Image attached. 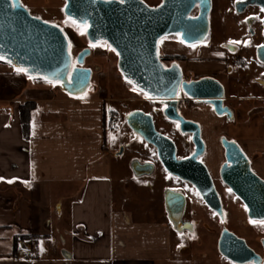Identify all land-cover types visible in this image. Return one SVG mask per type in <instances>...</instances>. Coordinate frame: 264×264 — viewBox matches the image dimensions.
Listing matches in <instances>:
<instances>
[{
    "label": "crops",
    "instance_id": "obj_1",
    "mask_svg": "<svg viewBox=\"0 0 264 264\" xmlns=\"http://www.w3.org/2000/svg\"><path fill=\"white\" fill-rule=\"evenodd\" d=\"M172 37L159 41V53L207 54L205 46L185 45ZM108 60L111 56H100L97 64L106 70ZM0 76V264H170V224L163 217L135 219L118 207L126 199L121 189L115 194L113 185L104 125L110 99L68 96L46 82L29 84L16 70H0ZM25 102L35 105L26 138L19 116V105ZM164 188L159 185L153 194L160 197L161 209ZM64 216L68 232L59 234L60 244L40 246L42 254L29 249L37 239L19 237H47L52 221Z\"/></svg>",
    "mask_w": 264,
    "mask_h": 264
},
{
    "label": "flooded vegetation",
    "instance_id": "obj_2",
    "mask_svg": "<svg viewBox=\"0 0 264 264\" xmlns=\"http://www.w3.org/2000/svg\"><path fill=\"white\" fill-rule=\"evenodd\" d=\"M209 1L208 33L204 41L198 43L205 46L207 54L197 52L192 57L175 55L177 60L173 62L180 66L184 82L213 78L221 84V115L214 112L213 105L207 100L192 99L180 90L176 97L177 112L184 120L190 122L188 128L191 130L190 133H181L178 122L164 117L165 105L156 101L161 106L163 117L176 125L180 137L179 143L172 141L176 150L175 165L177 169L187 172L195 183L168 174L161 165L156 150L146 142L153 153L149 154L148 159L142 164H152L153 173L157 170L159 179L166 180L167 176L171 177L170 183L162 193L160 214L169 223L164 193L170 190L173 194L167 196V202L171 216L174 219L180 217L183 229L177 232L173 225L169 224L177 236L187 234L184 241L178 243L176 247L173 264H263L264 219H253L249 216L243 198L233 191L230 184L239 189L242 196H252V192L249 191L251 186L243 182L244 168L264 182V134L256 133L260 127L264 131V63L256 56L257 48L264 46V0ZM161 2L162 0H159L155 6ZM44 4L48 5L49 0H44ZM215 5L218 6L216 8L219 21L216 28L219 43L212 46V43H207V39L212 28L210 15L213 14ZM64 7L65 1L60 7L62 13ZM46 8L42 6L38 12H48ZM198 14L199 7L195 5L190 16L196 18ZM226 30L229 31L228 34L223 33ZM175 36L181 41L179 35ZM229 41L236 43L230 44ZM213 42H216V39ZM251 53L253 55H250ZM163 63L168 66L171 62ZM211 63H217L218 70L210 71L208 65ZM218 78H223L224 83ZM232 84L235 87H232ZM258 92L263 95L260 96ZM151 116L154 123V116ZM259 121L262 122L261 125L258 124ZM243 127L250 134L243 135ZM131 133L137 136L132 131ZM120 150L123 152L124 145H119ZM117 153L113 152L112 156L117 157L115 156ZM182 160H187V163H181ZM225 180H229L230 183ZM199 188L207 191L212 188L213 193L208 192V199L204 200ZM210 204L217 205L218 209H213ZM231 216L236 218L235 223L245 229L250 238L236 233L231 228ZM213 223L216 228H213ZM200 227L206 237L217 233L213 253L208 247H204L199 234ZM224 232L234 236L235 240H241L248 252L239 248L233 238L227 236L222 238ZM221 239L228 256L234 260H243L242 262H236L220 252L218 245ZM209 243L211 244V241L206 245ZM200 248L206 250L197 253L196 249ZM190 254L192 256L189 257ZM183 255L187 258H183ZM213 255L217 263L213 262Z\"/></svg>",
    "mask_w": 264,
    "mask_h": 264
},
{
    "label": "water",
    "instance_id": "obj_3",
    "mask_svg": "<svg viewBox=\"0 0 264 264\" xmlns=\"http://www.w3.org/2000/svg\"><path fill=\"white\" fill-rule=\"evenodd\" d=\"M64 1V16L77 26L85 27V36L90 44H106L114 49L117 70L123 80L150 100L162 102L165 105L164 117L178 122L181 133H190L191 130L188 128L190 122L177 112L176 97L180 90L192 99L207 100L213 105L214 112L221 115V84L213 78L189 83L182 81L178 63L164 65L158 50L161 39L175 35H179L186 45L202 43L208 33L209 0H162L155 7L143 0ZM195 5L199 7V14L192 18L190 13ZM90 54V49L85 48L73 57L69 41L58 25L33 17L20 0H0V64L15 70L24 69L26 71L22 72L31 80L57 83L61 92L78 97L90 86L92 70L83 67ZM256 56L264 63V46L257 48ZM125 123L134 134L156 150L168 174L195 183L187 172L177 169L175 145L156 131L151 115L134 110L126 115ZM121 154L122 150L115 156ZM184 162L187 163V160L181 161ZM130 168L138 177L151 175L154 169L152 164L138 161L131 162ZM242 176L243 182L251 186L249 191L252 196H242L241 191L230 184L233 191L243 198L251 218L264 219V182L246 168ZM225 181L230 183L229 180ZM199 191L204 200L208 199V192L213 193L212 188L209 191L199 188ZM171 194L170 190L164 193L165 209L169 223L175 231L180 232L183 229L180 217L174 219L171 216L167 202V196ZM210 206L218 209L217 205ZM226 236L233 238L239 248L248 252L241 240H235L234 236L224 232L222 238ZM218 247L222 254L228 256L222 239Z\"/></svg>",
    "mask_w": 264,
    "mask_h": 264
},
{
    "label": "rangeland",
    "instance_id": "obj_4",
    "mask_svg": "<svg viewBox=\"0 0 264 264\" xmlns=\"http://www.w3.org/2000/svg\"><path fill=\"white\" fill-rule=\"evenodd\" d=\"M26 10L29 12L30 15L33 17L39 18L43 21L58 25L64 34L66 35L69 41V49L75 57L80 51L85 48L90 49L91 54L85 59L84 65L87 66L92 70V76L90 81V86L86 90V92L79 96L83 98L87 97H99V98H107L110 99L111 103H107L109 107H106L104 112L109 110H114L119 118L120 124L119 128L115 131L107 132V140L108 144L110 145V149L113 152L117 153L119 151V145H124V150L120 156L112 158V173H113V185L115 194H119L118 190H122V196L126 199L124 203L121 205L118 204V207L121 211L125 213H130L133 218L137 219H144L147 221H156L162 220L161 214V206L159 203L160 197H155L156 189L161 186H167L170 181L171 177L167 176L166 180H160L157 170L149 176L143 177H136L130 168V164L133 161H138L143 163L145 160L148 159L149 154L153 153V150L150 149L146 144L142 143V139L138 136H135L131 133L128 126L125 124L124 118L129 113L130 109L140 110L145 113L154 116V126L156 131L159 133L167 136L173 142L179 143L180 137L177 133L176 125L167 121L161 112V106L158 102L152 101L147 99L141 93L134 90L129 84H127L123 78L121 77L120 73L117 70V56L107 45L100 47L99 45L90 46L88 40L85 36V28L77 26L71 20L66 18L64 14L61 12V6L63 5V0H49V4L45 5L44 0H20ZM149 5L155 6L158 4L159 0H145ZM46 6L48 12L39 13L40 7ZM218 6L215 5L213 8V14L210 15L212 19V28L209 32L207 43H212L214 46L215 44L219 43V39L217 37L218 30H217V23L219 21L218 17ZM229 31L226 30L228 34ZM217 37V38H216ZM172 38L177 39L176 36ZM216 42H213L215 41ZM99 48H105L107 52L101 54L98 52ZM212 49H218L217 47H212ZM109 55L111 56V60L107 62L106 70H103L97 64V58L100 56ZM250 55H253L252 53ZM166 64V63H165ZM167 65V64H166ZM218 68V67H217ZM216 68V70H218ZM0 70H14L7 65L0 64ZM15 71V70H14ZM254 71V70H253ZM24 74V73H23ZM29 84L33 82H40V81H33L28 79ZM219 81H223V78H218ZM43 83V82H41ZM52 84V83H49ZM56 88L60 89L59 85H54ZM232 87H235L232 84ZM3 89V80L0 76V93ZM244 91V90H243ZM259 93V92H258ZM244 94V93H243ZM257 94V93H256ZM247 95V94H244ZM259 95H263L259 93ZM136 97L138 101H130V98ZM117 98H123L125 100L124 103H118L115 101ZM105 114V113H104ZM259 125L262 124L261 121L258 123ZM242 134H250L246 132V128L243 127ZM257 134H264V131L260 128H257ZM255 134V133H254ZM159 168V167H158ZM162 177V176H161ZM140 178V179H139ZM155 186H157L155 188ZM157 193V192H156ZM159 193V192H158ZM120 195V194H119ZM160 195V194H159ZM118 197L116 196V200ZM120 205V206H119ZM66 216L62 217V219L58 222L52 221L51 229L49 231H45L49 235L47 237L38 238H31L37 239L32 245L30 244V251H32L35 255L42 254L43 250H40V246L47 247L48 245L60 244L61 240H59V234H63L64 232H68L67 221L65 220ZM236 218L231 216V228L236 231V233H241L244 236L249 235L246 233L245 229L240 228L238 223H235ZM214 226V223L212 224ZM213 228H216L214 226ZM200 237L202 242L204 243V247H208L211 253H213V247L215 243V239L217 237V233L213 236H205L203 229L200 227L199 230ZM260 235V234H259ZM187 237V234H173V244L172 248L174 250V256L176 255V247L178 243L184 241ZM208 241H211V244L206 245ZM197 253L200 251L206 250L205 248L196 249ZM184 256V257H183ZM183 258H187L186 255H183ZM192 256L191 254L189 257ZM215 255H213L214 257ZM180 257V255L178 256ZM214 263H217L216 257H214ZM173 264V260L170 262Z\"/></svg>",
    "mask_w": 264,
    "mask_h": 264
},
{
    "label": "trees",
    "instance_id": "obj_5",
    "mask_svg": "<svg viewBox=\"0 0 264 264\" xmlns=\"http://www.w3.org/2000/svg\"><path fill=\"white\" fill-rule=\"evenodd\" d=\"M159 58L162 62H166V63L173 62V61L177 60V56H169V55H164L161 53H159ZM18 72L23 73L22 71H18ZM36 81H40V82L45 83L44 81H41V80H36ZM52 84L58 86L57 83H52ZM34 110H35V105L33 102H25V103H22L19 105V116H20L21 131H22V134L25 138L28 137V135H29V126H30V122H31V115H32V112ZM19 237H20V239H22V238L27 239V238H33L34 236L23 235V236H19Z\"/></svg>",
    "mask_w": 264,
    "mask_h": 264
},
{
    "label": "built area",
    "instance_id": "obj_6",
    "mask_svg": "<svg viewBox=\"0 0 264 264\" xmlns=\"http://www.w3.org/2000/svg\"><path fill=\"white\" fill-rule=\"evenodd\" d=\"M120 118L113 110L107 109L104 114V125L108 132L115 131L119 128Z\"/></svg>",
    "mask_w": 264,
    "mask_h": 264
},
{
    "label": "snow or ice",
    "instance_id": "obj_7",
    "mask_svg": "<svg viewBox=\"0 0 264 264\" xmlns=\"http://www.w3.org/2000/svg\"><path fill=\"white\" fill-rule=\"evenodd\" d=\"M38 19V18H37ZM73 23H75L74 21H73ZM181 42H183V41H181ZM229 43L231 44V43H236V42H234V41H229ZM90 46H95V45H90ZM111 50H113V51H115L114 49H111ZM0 58H2V57H0ZM17 71H26V70H24V69H17ZM30 79H31V77H29ZM135 90V89H134Z\"/></svg>",
    "mask_w": 264,
    "mask_h": 264
}]
</instances>
